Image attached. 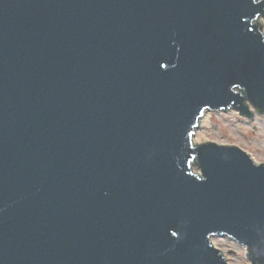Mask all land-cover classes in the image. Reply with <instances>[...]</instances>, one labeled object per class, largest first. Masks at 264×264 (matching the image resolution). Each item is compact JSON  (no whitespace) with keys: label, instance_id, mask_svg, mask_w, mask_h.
I'll use <instances>...</instances> for the list:
<instances>
[{"label":"water","instance_id":"obj_1","mask_svg":"<svg viewBox=\"0 0 264 264\" xmlns=\"http://www.w3.org/2000/svg\"><path fill=\"white\" fill-rule=\"evenodd\" d=\"M260 16L0 0V264H229L211 237L264 264V163L193 138L207 111L264 116Z\"/></svg>","mask_w":264,"mask_h":264},{"label":"rangeland","instance_id":"obj_2","mask_svg":"<svg viewBox=\"0 0 264 264\" xmlns=\"http://www.w3.org/2000/svg\"><path fill=\"white\" fill-rule=\"evenodd\" d=\"M264 22V16L259 17ZM196 144L216 142L237 145L247 151L257 163H264V116L254 120L238 111H207L193 137ZM194 170H197L193 166ZM212 242L223 251L230 264H250L247 249L228 237H213Z\"/></svg>","mask_w":264,"mask_h":264}]
</instances>
